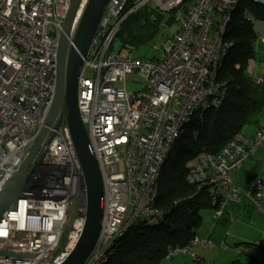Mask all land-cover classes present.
<instances>
[{"label": "built area", "instance_id": "built-area-1", "mask_svg": "<svg viewBox=\"0 0 264 264\" xmlns=\"http://www.w3.org/2000/svg\"><path fill=\"white\" fill-rule=\"evenodd\" d=\"M236 1L184 5V0H137L126 9L127 0H109L82 58L76 87L79 117L103 188L99 234L83 264H100L113 241L139 217L161 216L153 206L166 157L184 124L207 106H218L223 96L215 79L226 47L222 35ZM87 2H80L68 48ZM146 4L164 15L158 25L162 57L155 61L111 51L123 21ZM69 5L70 0H0V188L19 169L50 109L58 40ZM128 83L141 88L128 93ZM254 83L264 86V77ZM261 149L264 124L254 137L234 135L217 155H202L189 170L190 184L206 183L212 196L217 189L224 193L212 227L228 202L241 200L232 172ZM263 187L254 178L242 194L264 215ZM23 192L39 198L18 199L3 214L0 251L9 255L0 256V264H61L80 237L85 211L82 171L64 119L40 145ZM196 243L211 247L195 238L190 245L169 249L165 257L195 258L190 247ZM258 248L256 244L249 252Z\"/></svg>", "mask_w": 264, "mask_h": 264}, {"label": "trees", "instance_id": "trees-1", "mask_svg": "<svg viewBox=\"0 0 264 264\" xmlns=\"http://www.w3.org/2000/svg\"><path fill=\"white\" fill-rule=\"evenodd\" d=\"M135 1L127 0L126 9L131 8ZM194 1L184 0V5ZM163 16L152 4L129 14L112 41L111 51L119 54L125 51L133 55L140 47L152 45ZM256 20L264 21V4L237 0L222 35L226 47L215 79L223 92L219 105L207 106L199 112L200 117L199 114L192 116L182 127L180 136L166 157L160 169L153 206L161 216L156 219L139 217L113 241L100 264H159L166 258L169 249L185 247L198 238L203 221L202 211L211 210L214 215L217 202L224 197L223 191L217 189L212 196L209 185L190 184L187 175L202 155H217L234 135L241 133L248 112L254 107L246 83V69L256 57L258 39L253 25ZM159 49L162 54V43ZM138 58L160 59L156 56ZM235 187L241 200L238 203L228 202L222 217L229 204L239 205L247 200L242 194L245 189ZM218 222H223L222 218ZM243 245L246 249L252 246ZM258 245L257 254L245 253L243 260L228 264H264V242Z\"/></svg>", "mask_w": 264, "mask_h": 264}, {"label": "water", "instance_id": "water-1", "mask_svg": "<svg viewBox=\"0 0 264 264\" xmlns=\"http://www.w3.org/2000/svg\"><path fill=\"white\" fill-rule=\"evenodd\" d=\"M80 2L81 0H70L62 33L58 40L55 93L50 109L19 169L0 188V220L16 200L39 198L24 193L23 186L26 182L31 162L40 145L50 140L53 130L64 119L82 171L85 187V211L80 237L61 264H83L89 256L99 234L103 204L101 177L96 160L90 149L86 131L79 117L76 103V87L82 68V58L87 54L109 0H88L72 40L73 47L68 48V37L70 36V30ZM59 113L60 115L57 118ZM8 255L0 251V256Z\"/></svg>", "mask_w": 264, "mask_h": 264}, {"label": "crops", "instance_id": "crops-1", "mask_svg": "<svg viewBox=\"0 0 264 264\" xmlns=\"http://www.w3.org/2000/svg\"><path fill=\"white\" fill-rule=\"evenodd\" d=\"M258 47H264V40H258ZM258 58L264 61V55L261 54ZM257 64L259 63L255 59L251 60L246 69V83L254 107L248 112L241 134L250 138L254 137L256 130L264 124V86L254 83V79L264 77V69ZM253 178L262 180L264 184V149L257 151L239 169L232 172V181L241 190L246 189ZM262 195L264 206V187ZM226 211L223 217L221 216L223 222H217L213 227L211 226L213 213L211 210L208 211L209 214L203 219L197 237L209 242L211 247L204 248L201 243L191 245L190 249L195 254V258L189 255L192 259L197 258L198 262L208 261L209 264H228L235 260H243L245 253H258L249 251L254 245L264 242V215L248 200L239 205L229 204ZM243 244L252 246L246 249ZM214 252L215 254H212ZM184 260L178 259L168 264H184Z\"/></svg>", "mask_w": 264, "mask_h": 264}, {"label": "rangeland", "instance_id": "rangeland-1", "mask_svg": "<svg viewBox=\"0 0 264 264\" xmlns=\"http://www.w3.org/2000/svg\"><path fill=\"white\" fill-rule=\"evenodd\" d=\"M253 25H254L255 33L257 35V39L261 40V41L264 40V21H257V20L253 21ZM159 38L161 40V30L158 29L156 40H154L152 42V45L140 47L138 50L135 51V53H133V56L134 57H144L145 56L146 58H152V57L156 56L158 58H161L162 54H161V50L159 49V46H161V42H160ZM120 54L123 56V55H125L127 53H125V51H123ZM261 54L264 55V47H258V42H257V44H256V55H257V57H255V60H256V62L259 63L257 65H259L260 67H263V69H264V61L262 60V58H260V59L258 58V56L261 55ZM260 57H263V56H260ZM119 85H121V84H119ZM140 88H141V84H135V83H128L127 86H126V90H127L128 93L136 91V90H138ZM79 198H80V196L78 195V198H77V200L74 203L73 210L69 211L71 217H73V215L75 213V206H77L79 204V201H80ZM208 214H209L208 211H202L201 212V215L203 216V219ZM212 254H215V252L212 253ZM178 259H181V260L185 259L184 260V264H209L208 261L198 262L197 258H196L197 260L196 259H192L187 254H178V255H176L175 257H173L170 260L163 259L160 262L168 264V263H170V262H172L174 260H178ZM160 262H159V264H160ZM181 264H183V263H181Z\"/></svg>", "mask_w": 264, "mask_h": 264}]
</instances>
